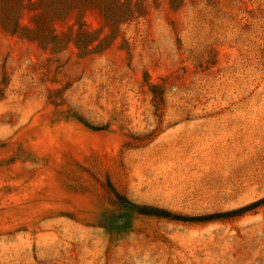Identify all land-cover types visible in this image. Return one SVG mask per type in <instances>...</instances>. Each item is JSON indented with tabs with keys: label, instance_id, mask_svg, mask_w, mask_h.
<instances>
[{
	"label": "rangeland",
	"instance_id": "374dc122",
	"mask_svg": "<svg viewBox=\"0 0 264 264\" xmlns=\"http://www.w3.org/2000/svg\"><path fill=\"white\" fill-rule=\"evenodd\" d=\"M263 198L264 0H0V264H264Z\"/></svg>",
	"mask_w": 264,
	"mask_h": 264
},
{
	"label": "trees",
	"instance_id": "16d2710c",
	"mask_svg": "<svg viewBox=\"0 0 264 264\" xmlns=\"http://www.w3.org/2000/svg\"><path fill=\"white\" fill-rule=\"evenodd\" d=\"M264 203V198L257 200L255 202H252L248 205L242 206L238 209H234V210H230V211H226V212H220V213H214V214H210L208 216V218L210 217L211 219H218L221 217H234V216H240L243 215L244 213L257 208L258 206H260L261 204ZM139 209L140 213L143 214H147V215H155V216H170V212L163 210V209H159V208H155V207H147V206H141ZM174 217H181V216H174ZM209 218V219H210ZM176 219H183V220H187V218H176Z\"/></svg>",
	"mask_w": 264,
	"mask_h": 264
}]
</instances>
